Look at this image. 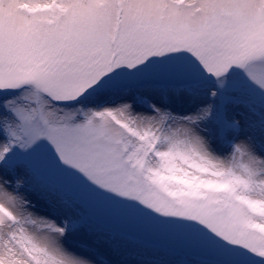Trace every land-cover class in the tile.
Listing matches in <instances>:
<instances>
[{
    "label": "snow or ice",
    "instance_id": "1",
    "mask_svg": "<svg viewBox=\"0 0 264 264\" xmlns=\"http://www.w3.org/2000/svg\"><path fill=\"white\" fill-rule=\"evenodd\" d=\"M0 264H264V0H0Z\"/></svg>",
    "mask_w": 264,
    "mask_h": 264
}]
</instances>
